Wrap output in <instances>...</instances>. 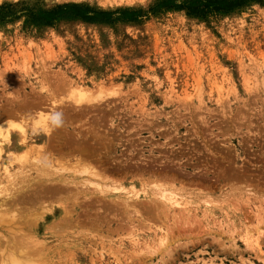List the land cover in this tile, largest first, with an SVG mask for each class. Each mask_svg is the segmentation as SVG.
<instances>
[{
    "label": "rangeland",
    "instance_id": "374dc122",
    "mask_svg": "<svg viewBox=\"0 0 264 264\" xmlns=\"http://www.w3.org/2000/svg\"><path fill=\"white\" fill-rule=\"evenodd\" d=\"M163 1L0 0V131L27 129L4 142L14 173L0 178V258L264 264V0L193 14ZM71 3L141 15L48 25L36 16ZM228 81L237 93L222 104L218 85ZM23 150L27 158L10 161ZM157 184L182 206L154 196ZM52 185L61 191L43 192ZM132 186L135 204L123 197Z\"/></svg>",
    "mask_w": 264,
    "mask_h": 264
},
{
    "label": "bare ground",
    "instance_id": "6f19581e",
    "mask_svg": "<svg viewBox=\"0 0 264 264\" xmlns=\"http://www.w3.org/2000/svg\"><path fill=\"white\" fill-rule=\"evenodd\" d=\"M245 78V77H244ZM232 81V80H231ZM231 81H228V84L227 85H225V82H223V83H221V84H217L218 86H219V100L221 101V103H222V101L224 102V99L226 98V97H229V96H231L233 93H231V92H234V90H235V85H234V83L233 82H231ZM257 84V83H256ZM258 85H259V83H258ZM252 79H250V78H246V87H247V89L250 91L251 89H252ZM257 86V85H256ZM255 87V86H254ZM76 91V90H75ZM236 91V90H235ZM236 93H237V91H236ZM88 94V93H87ZM86 94V95H87ZM100 94H102V92L100 93ZM104 94V93H103ZM80 94H78L77 96H76V99H78L79 100V98H83V97H85L84 95L83 96H79ZM106 95H108V94H106ZM88 96H91L92 97V95H88ZM88 96H86V98H91V97H88ZM99 99H101V98H103V96H101V97H99V96H97ZM96 96H93L92 98H95V101H96V98H97ZM85 99V98H83L82 100L84 101V100H86L87 102L88 101H90V100H92L91 102H93L94 100L93 99ZM97 101H98V99H97ZM223 104V103H222ZM224 106V105H223ZM225 109V108H224ZM49 115V114H48ZM50 115H51V113H50ZM48 121V120H47ZM45 125V124H44ZM46 127H47V125H46ZM51 127V126H50ZM12 128H15L19 133H20V137H22V139H23V137L27 134V129H25L24 127H23V125H17V126H15V127H12ZM12 128H10V127H8L7 129H6V131H0V138H3L4 140H2V141H0V178H3V177H10V178H12V176H13V169L11 168V166L8 164V163H2V160H3V151H4V148H5V146H4V142H7V144L8 145H12ZM50 131V128L48 129V127L45 129V131L47 132V131ZM50 138V137H49ZM51 139V138H50ZM22 141V140H21ZM23 142V144L25 145L26 143H27V141H22ZM22 143H19V146H22L23 145ZM34 149V148H33ZM39 149V148H38ZM37 149V150H38ZM41 149V148H40ZM230 152V151H229ZM27 151H25V150H23L21 153H15L14 152V156H10L9 158H10V161L12 160V159H14V160H16V161H18V162H22L25 158H27L28 156H27ZM45 157V156H44ZM79 157V156H78ZM81 158V157H80ZM35 159V158H34ZM33 159V160H34ZM35 160H38L37 158L35 159ZM40 160V159H39ZM32 161V160H31ZM39 163V162H38ZM53 163V162H52ZM36 164V163H35ZM49 165V164H48ZM233 166V165H232ZM51 167V166H50ZM236 167V166H235ZM238 167V166H237ZM53 169V168H52ZM21 170V169H20ZM20 170L18 171V172H20ZM55 170H57V169H55ZM63 170V169H62ZM82 170V169H81ZM87 170H89V169H87ZM92 170V169H91ZM23 171V170H22ZM77 171V170H76ZM79 171V170H78ZM90 171V170H89ZM95 171V170H94ZM15 172H16V170H15ZM27 172V171H26ZM82 172V171H81ZM84 172H85V169H84ZM83 172V173H84ZM96 172V171H95ZM95 172H92V173H94V176L96 177L97 176V178H99V175H98V172L95 174ZM161 172V171H160ZM67 173V172H66ZM87 173V172H86ZM91 173V174H92ZM228 173V172H227ZM27 174V173H26ZM102 174V173H101ZM54 175V174H53ZM56 175V174H55ZM230 175V174H229ZM20 176V175H19ZM101 176V175H100ZM104 176V175H103ZM65 177H67V176H65ZM102 177V176H101ZM56 178V177H55ZM94 178V177H93ZM103 179H104V177H103ZM105 179H107V178H105ZM166 179V178H165ZM70 180V179H69ZM84 180V179H83ZM67 181V180H66ZM86 182H91V183H93V185L94 184H96L95 185V187L97 186V188H94V189H96L97 191H99L100 193H103V195L105 196V197H111L112 195H111V193H110V190L106 187V186H103L101 183H99V182H96V180L94 181V180H91V179H86L85 180ZM171 181V180H170ZM28 182V181H27ZM56 182V181H55ZM61 182V181H60ZM89 182V183H90ZM57 183V182H56ZM16 184V183H15ZM58 184V183H57ZM62 184V183H61ZM3 185H4V181L3 180H0V189L3 187ZM20 185V184H19ZM26 185V184H25ZM46 185V184H45ZM47 185H48V182H47ZM64 185H65V182H64ZM68 185V184H67ZM92 185V184H91ZM154 186H155V184H153ZM236 185H238V184H236ZM41 186V185H40ZM58 186V185H57ZM62 186V185H61ZM60 186V187H61ZM108 186V185H107ZM157 186V188H155L153 191L154 192H152L153 194H154V196H156V197H159V198H161V199H163L166 203H170V205L171 206H182V202H181V200L177 197L178 195H175L174 193H170L168 190H167V188H165L162 184H157L156 185ZM16 187V186H15ZM17 187H18V185H17ZM20 187V186H19ZM83 187V186H82ZM86 187V186H85ZM94 187V186H93ZM133 187V186H132ZM62 188H64L65 189V187H62ZM66 188H68L67 186H66ZM19 189V188H18ZM39 189V188H38ZM37 189V190H38ZM84 189V188H83ZM239 189V188H238ZM250 189V188H249ZM2 190L3 189H1L0 190V192H2ZM74 190V189H73ZM132 190V192L131 191H127L126 192V194L123 196V195H119V196H123L125 199H129V200H132L133 202H134V204L135 203H137V201L138 200H140V198H141V195H140V193H139V191L138 190H136V186H134L133 187V189H131ZM178 190V189H177ZM31 191V190H30ZM33 191H35V190H33ZM40 191V190H39ZM61 191V188H58V187H56V186H49V187H47L46 189H44V187H43V192L44 193H51V194H56V193H59ZM144 193H147V192H150V190H145L144 189ZM17 192H18V190H17ZM20 192V191H19ZM22 192V191H21ZM41 192V191H40ZM95 192V191H94ZM172 192V191H171ZM247 192H249V191H247ZM253 192V191H252ZM35 193V192H34ZM88 193V192H87ZM258 193V192H257ZM3 194V193H2ZM1 194V195H2ZM92 194V193H91ZM0 195V196H1ZM8 195H9V193H8ZM18 195V194H17ZM37 195H39V194H37ZM77 196L79 195V194H76ZM25 196V195H24ZM76 196V197H77ZM91 196V195H90ZM95 196V195H94ZM145 196H147V195H145ZM150 196V195H149ZM182 196V195H181ZM227 196V195H226ZM7 197V196H6ZM92 197H93V195H92ZM100 197V196H99ZM117 198H120V197H118V196H116ZM180 197V196H179ZM261 197H262V195H261ZM23 198H25V197H23ZM27 198V197H26ZM34 198H35V196H34ZM33 197H32V199H34ZM78 198V197H77ZM90 198V197H89ZM20 199V198H19ZM41 199H42V197H41ZM44 199H45V196H44ZM54 199V198H53ZM73 199V198H72ZM102 199H104V198H102ZM121 199V198H120ZM119 199V200H120ZM248 199H250V198H248ZM8 199H6V201H7ZM15 200V199H14ZM39 200H40V198H39ZM76 200V199H75ZM100 200H101V198H100ZM156 200V199H155ZM154 200V201H155ZM204 200V199H203ZM16 201H18L17 199H16ZM31 201V200H30ZM83 201V200H82ZM98 201V200H97ZM108 201V200H107ZM114 201V200H113ZM128 201V200H127ZM141 201H145L144 199L143 200H141ZM168 201V202H167ZM260 201V200H259ZM262 201V200H261ZM105 202V201H104ZM121 202H123V201H121ZM142 202V203H143ZM156 202V201H155ZM206 202H208V200L206 201ZM205 202V203H206ZM2 203V202H1ZM7 203V202H6ZM76 203V202H75ZM106 203V202H105ZM115 203V202H114ZM119 203V202H118ZM125 203H127V202H125ZM145 203V202H144ZM52 204V203H51ZM108 204V203H107ZM145 204H148V203H145ZM151 204V203H150ZM149 204V205H150ZM189 203H187V205H188ZM208 204H210V201H209V203ZM218 204H219V202H218ZM119 205H120V203H119ZM124 205V204H123ZM131 205V204H130ZM140 205V204H139ZM153 205V204H152ZM156 205V204H155ZM159 205H161V204H159ZM109 206H110V203H109ZM116 206V205H115ZM115 206H114V208H115ZM142 206V205H141ZM144 206V205H143ZM142 206V207H143ZM146 206V208H147V206L148 205H145ZM144 206V207H145ZM184 206V205H183ZM160 207V206H159ZM162 207V206H161ZM53 208H54V206H52V207H49L48 208V211H47V209H46V211L47 212H50V213H53ZM151 208V207H150ZM154 209V208H153ZM148 210H149V208H148ZM155 210H156V207H155ZM159 210V209H158ZM164 210V209H163ZM107 211V210H106ZM114 211V210H113ZM124 211H125V209H124ZM139 211H140V209H139ZM142 211H144V209L142 210ZM130 212H132V210L130 211ZM148 212V211H147ZM153 211H151V213H152ZM136 214H137V211L135 212ZM157 213V212H156ZM159 213H160V211H159ZM260 213V212H259ZM69 214V213H68ZM95 214V213H94ZM94 214H93V216H94ZM141 214H142V212H141ZM146 214V213H145ZM52 215V214H51ZM70 215V214H69ZM99 215V214H98ZM100 215H101V213H100ZM131 215V214H130ZM168 215V214H167ZM92 216V215H91ZM101 216H103V215H101ZM259 216H261L260 214H259ZM88 217V216H87ZM100 217V216H99ZM130 217V216H129ZM167 217V216H166ZM176 217H177V215H176ZM101 218V217H100ZM108 218V217H107ZM124 218V217H123ZM138 218V217H137ZM178 218V217H177ZM190 218V217H189ZM262 218V217H261ZM148 219V218H147ZM180 219V218H179ZM123 220V219H122ZM122 220H121V222H122ZM143 220V219H142ZM175 220V219H174ZM190 220V219H189ZM261 220V219H260ZM47 221H49V220H47ZM140 221V220H139ZM150 221H152V220H150ZM149 221V222H150ZM154 221V220H153ZM258 221V220H257ZM130 222V221H129ZM187 222H189V221H187ZM262 222V221H261ZM123 223V222H122ZM155 223H156V221H155ZM74 224V223H73ZM70 225V224H69ZM111 225V224H110ZM166 225V224H165ZM187 225V224H186ZM254 225V224H253ZM120 226V225H119ZM122 226V225H121ZM138 226V225H137ZM141 226H142V224H141ZM195 226V225H194ZM54 227V226H53ZM133 227V226H132ZM132 227H130V228H132ZM135 227V226H134ZM166 227V226H165ZM188 227V226H187ZM252 227V226H251ZM57 228V227H56ZM101 228V227H100ZM158 228H159V226H158ZM98 230V229H97ZM133 230V229H132ZM163 230V229H162ZM110 231V230H109ZM112 231V230H111ZM126 231H128V230H126ZM141 231V230H140ZM172 231V230H171ZM98 232V231H97ZM130 232H132V231H130ZM99 234V233H98ZM103 235V233H100V235ZM129 233H127L126 235H128ZM264 234V233H263ZM76 235V234H75ZM132 235V234H131ZM112 237V236H111ZM123 237V236H122ZM132 237V236H131ZM137 237V236H136ZM260 237V236H259ZM165 238V237H164ZM30 239V238H29ZM168 239V238H167ZM259 239V238H258ZM163 240V239H162ZM161 240V241H162ZM165 240V239H164ZM260 240V239H259ZM34 241V240H33ZM42 241V240H41ZM31 242V241H30ZM43 242V241H42ZM146 242V241H145ZM161 243V242H160ZM167 244H168V241L166 242ZM259 243H261V242H259ZM134 244V243H133ZM256 244V243H255ZM39 245V244H38ZM160 245V244H159ZM166 245V244H165ZM37 246V245H36ZM162 246V245H161ZM164 246V245H163ZM257 246V245H256ZM258 246H259V244H258ZM2 249V248H1ZM93 249V248H92ZM259 249V248H258ZM94 250V249H93ZM96 250V249H95ZM154 250V249H153ZM3 251H5V249H3ZM34 251H35V249H34ZM93 252H95V251H93ZM262 252V251H261ZM7 253V252H6ZM21 253V252H20ZM113 253V252H112ZM262 254V253H261ZM5 255V254H4ZM8 255V254H7ZM6 256V255H5ZM5 256H1V258H0V264H29L28 262H29V256H31L29 253H26V252H24V253H21V255L19 256V255H17L16 253H13V255H11V254H9L8 256H10V257H8V258H6ZM92 256V255H91ZM114 256V255H113ZM136 256H137V254H136ZM141 256V255H140ZM142 257V256H141ZM148 258V257H147ZM118 259V258H117ZM136 260V259H135ZM138 262V261H137ZM122 264V263H121Z\"/></svg>",
    "mask_w": 264,
    "mask_h": 264
},
{
    "label": "trees",
    "instance_id": "16d2710c",
    "mask_svg": "<svg viewBox=\"0 0 264 264\" xmlns=\"http://www.w3.org/2000/svg\"><path fill=\"white\" fill-rule=\"evenodd\" d=\"M249 0H165L160 6H174L187 9L189 13H200L209 10H231ZM17 15V14H16ZM141 15L140 10L106 11L91 8L82 4H64L51 10H38L36 16L44 25L52 24L59 19L76 18L92 23L113 24L119 21H135Z\"/></svg>",
    "mask_w": 264,
    "mask_h": 264
},
{
    "label": "clouds",
    "instance_id": "9594fccd",
    "mask_svg": "<svg viewBox=\"0 0 264 264\" xmlns=\"http://www.w3.org/2000/svg\"><path fill=\"white\" fill-rule=\"evenodd\" d=\"M61 122H62V121H61L59 115H57V117L54 119V123H56V124H60Z\"/></svg>",
    "mask_w": 264,
    "mask_h": 264
}]
</instances>
